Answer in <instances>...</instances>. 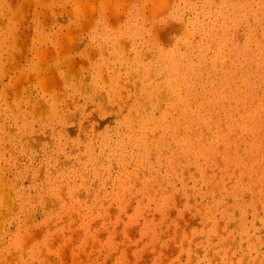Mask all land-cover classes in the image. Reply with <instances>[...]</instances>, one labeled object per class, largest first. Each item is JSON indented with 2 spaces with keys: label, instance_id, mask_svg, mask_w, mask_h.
<instances>
[{
  "label": "rangeland",
  "instance_id": "obj_1",
  "mask_svg": "<svg viewBox=\"0 0 264 264\" xmlns=\"http://www.w3.org/2000/svg\"><path fill=\"white\" fill-rule=\"evenodd\" d=\"M104 1L0 0V264H264V0Z\"/></svg>",
  "mask_w": 264,
  "mask_h": 264
},
{
  "label": "bare ground",
  "instance_id": "obj_2",
  "mask_svg": "<svg viewBox=\"0 0 264 264\" xmlns=\"http://www.w3.org/2000/svg\"><path fill=\"white\" fill-rule=\"evenodd\" d=\"M109 1V2H108ZM115 1H117V0H115ZM115 1H114V5L116 4L115 3ZM105 2V1H104ZM104 2H102V3H104ZM117 2H120V1H117ZM106 4L105 5H107V3H108V5L110 4V6H113L112 5V2H110V0H106V2H105ZM79 5V4H78ZM83 6V5H82ZM102 6V8L104 9V10H106L107 8H105V6H103V4L101 5ZM110 6H108V7H110ZM118 6V5H117ZM158 6V5H157ZM160 6V5H159ZM159 6H158V8H159ZM163 6V5H162ZM92 7V6H91ZM79 8H81L80 6H79ZM85 8V7H84ZM116 8V7H115ZM118 8V7H117ZM155 8V7H154ZM82 9V8H81ZM91 9V8H90ZM94 8L92 7V10H93ZM155 9H157V8H155ZM161 9V8H160ZM85 10V9H84ZM83 10V11H84ZM87 10H89V8L88 9H86V12H87ZM112 10V9H111ZM118 10V9H117ZM159 10V9H158ZM82 11V12H83ZM92 12V11H91ZM150 12V11H149ZM154 12V11H153ZM153 14V13H152ZM250 19V18H249ZM96 21V20H95ZM33 27V26H32ZM124 30V29H123ZM12 32V31H11ZM220 32V31H219ZM218 31H217V33H219ZM187 36L189 35L188 33L186 34ZM14 36H15V34H14ZM71 36V35H70ZM186 36V37H187ZM237 36H242V35H237ZM17 37V36H16ZM79 37V36H78ZM233 37H234V35H233ZM15 38V37H14ZM198 38V37H197ZM240 38V37H239ZM70 39V38H69ZM76 41V40H75ZM239 41V40H238ZM193 42V41H192ZM262 42V41H261ZM211 45H213V44H211ZM67 49V48H66ZM143 49V48H142ZM227 50V49H226ZM227 52V51H226ZM225 52V53H226ZM148 53V52H147ZM231 54V53H230ZM233 54V53H232ZM63 55V54H62ZM36 56V55H35ZM28 59V58H27ZM2 61V60H1ZM54 63V62H53ZM46 66V65H45ZM55 70V69H54ZM238 72V71H237ZM235 75H236V73H235ZM152 76V75H151ZM79 77V76H78ZM234 78V77H233ZM46 84V83H45ZM43 86V85H42ZM138 86H136V88H137ZM184 89V88H183ZM258 93V92H257ZM260 94V93H259ZM30 95V94H29ZM162 95V94H161ZM256 95V94H255ZM133 96V95H132ZM163 96V95H162ZM166 96V95H165ZM190 100V99H189ZM127 101V100H126ZM159 101V100H158ZM161 101V100H160ZM196 102V101H195ZM226 102V101H225ZM160 103V102H159ZM158 103V104H159ZM194 103V102H193ZM193 103H191L192 105H193ZM126 105V104H125ZM252 105V104H251ZM124 107V106H123ZM115 108V107H114ZM216 108V107H215ZM240 108V107H239ZM113 111V110H112ZM178 112V111H177ZM138 115V114H137ZM2 117V116H1ZM0 117V118H1ZM182 118V117H181ZM179 120H181L180 118H179ZM241 120V119H240ZM183 123V122H182ZM221 124V123H220ZM212 127V126H211ZM203 130V129H202ZM191 132V131H190ZM210 132V131H209ZM155 134V133H154ZM204 134V133H203ZM206 134V136H207V134H208V132L207 133H205ZM150 135V134H149ZM154 136V135H153ZM147 139H148V137H147ZM169 140V139H168ZM202 141V140H201ZM241 142H243V141H241ZM149 145V144H148ZM232 147V146H231ZM220 163V162H219ZM231 168V167H230ZM252 175H253V173H252ZM39 177V176H38ZM12 198V197H11ZM201 208V207H200ZM202 209V208H201ZM227 231V230H226ZM233 242H235V241H233ZM213 249V248H212ZM197 250V249H196Z\"/></svg>",
  "mask_w": 264,
  "mask_h": 264
}]
</instances>
